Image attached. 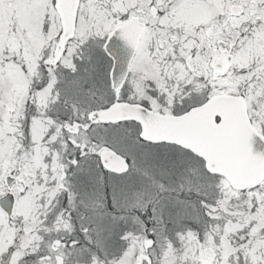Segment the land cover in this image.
<instances>
[{
  "label": "snow or ice",
  "instance_id": "snow-or-ice-1",
  "mask_svg": "<svg viewBox=\"0 0 264 264\" xmlns=\"http://www.w3.org/2000/svg\"><path fill=\"white\" fill-rule=\"evenodd\" d=\"M0 264H264V0H0Z\"/></svg>",
  "mask_w": 264,
  "mask_h": 264
}]
</instances>
